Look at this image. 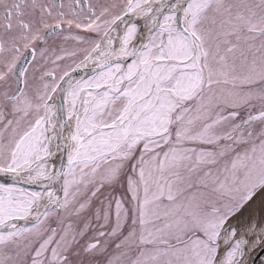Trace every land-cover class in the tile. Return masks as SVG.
<instances>
[{
  "label": "snow or ice",
  "instance_id": "snow-or-ice-1",
  "mask_svg": "<svg viewBox=\"0 0 264 264\" xmlns=\"http://www.w3.org/2000/svg\"><path fill=\"white\" fill-rule=\"evenodd\" d=\"M0 264H264V0H0Z\"/></svg>",
  "mask_w": 264,
  "mask_h": 264
}]
</instances>
